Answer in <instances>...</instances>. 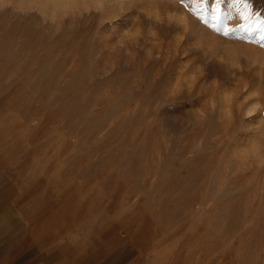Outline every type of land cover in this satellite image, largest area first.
Here are the masks:
<instances>
[{
    "label": "rangeland",
    "instance_id": "1",
    "mask_svg": "<svg viewBox=\"0 0 264 264\" xmlns=\"http://www.w3.org/2000/svg\"><path fill=\"white\" fill-rule=\"evenodd\" d=\"M263 2L0 0V170L33 216L145 264H264Z\"/></svg>",
    "mask_w": 264,
    "mask_h": 264
},
{
    "label": "crops",
    "instance_id": "2",
    "mask_svg": "<svg viewBox=\"0 0 264 264\" xmlns=\"http://www.w3.org/2000/svg\"><path fill=\"white\" fill-rule=\"evenodd\" d=\"M47 209L35 212L0 170V264H145L123 244L83 249Z\"/></svg>",
    "mask_w": 264,
    "mask_h": 264
},
{
    "label": "snow or ice",
    "instance_id": "3",
    "mask_svg": "<svg viewBox=\"0 0 264 264\" xmlns=\"http://www.w3.org/2000/svg\"><path fill=\"white\" fill-rule=\"evenodd\" d=\"M222 0H215V3L209 7H204L208 3V0H196V3L203 9L204 12L210 13L211 19H218V11ZM233 5L243 4L245 9L250 8L251 0H232ZM243 15V13H241ZM261 27V39L264 40V22L260 25Z\"/></svg>",
    "mask_w": 264,
    "mask_h": 264
},
{
    "label": "bare ground",
    "instance_id": "4",
    "mask_svg": "<svg viewBox=\"0 0 264 264\" xmlns=\"http://www.w3.org/2000/svg\"><path fill=\"white\" fill-rule=\"evenodd\" d=\"M263 3H264V2H263ZM253 4H254V3H253ZM259 5H260V4H259ZM259 5H258V6H259ZM253 6H254V5H253Z\"/></svg>",
    "mask_w": 264,
    "mask_h": 264
}]
</instances>
